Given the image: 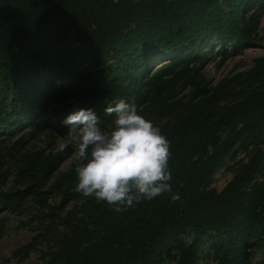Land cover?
<instances>
[{"label":"trees","instance_id":"trees-1","mask_svg":"<svg viewBox=\"0 0 264 264\" xmlns=\"http://www.w3.org/2000/svg\"><path fill=\"white\" fill-rule=\"evenodd\" d=\"M250 1L0 0V128L14 120L25 125L15 139H0V208L16 212L30 200L44 217L60 213L75 197L68 189L76 163L58 170L75 148L54 150L56 135L42 125L47 112L91 108L103 128L113 119L104 108L119 100L135 103L169 140V183L180 196L121 213L87 198L60 219L44 264H161L174 250L173 264H195L208 232L219 238L214 264H263L251 262L246 249L264 247V187L253 182L264 152L255 149L220 191L207 181L241 135L264 132V56L248 72L250 88L223 103L230 81L210 85L200 48L206 38L253 46ZM47 194L60 203L49 205ZM186 231L189 243L179 239Z\"/></svg>","mask_w":264,"mask_h":264},{"label":"rangeland","instance_id":"rangeland-1","mask_svg":"<svg viewBox=\"0 0 264 264\" xmlns=\"http://www.w3.org/2000/svg\"><path fill=\"white\" fill-rule=\"evenodd\" d=\"M250 4L256 8V25L252 38L255 42L253 46H241L230 44L221 46L212 38H206L201 43V50L205 52L203 60L202 74L210 85H215L220 81H230L225 89L224 102L233 100L240 94L244 93L250 87H244L249 82L251 76L248 73L255 64V60L264 56V0H251ZM253 30V28L251 29ZM260 44V45H259ZM174 53L160 57L158 63L165 62L174 57ZM115 67V63H111ZM264 77L258 79L263 81ZM187 90L176 91L177 96L183 95ZM60 115L53 117L52 111H48L45 117V126L48 133L56 135L54 150L60 148L65 141L67 126L63 121L68 116ZM101 120V119H100ZM237 126L238 124L235 123ZM234 128H238V127ZM233 127V126H232ZM25 129V125L20 124L18 120L10 121L0 128V139L7 141L15 139L18 134ZM39 138L38 140H40ZM35 141V145L40 147L45 143ZM255 149L264 152V132L258 134H243L235 145L229 150L221 165L213 172L207 181V187L216 191L220 189L231 179L237 167L245 162ZM77 163L74 153L68 157L60 166L58 173L65 171L71 164ZM57 176V175H56ZM11 176L9 177L5 188L10 189L12 185ZM253 182L264 187V158L261 166L254 177ZM75 186V185H74ZM74 186L69 187L68 191L73 192V196L65 205L60 213H56L52 218L44 217L46 210H41L33 201L25 200L21 209L16 212H8L0 208V218L5 217V225L0 236V264H44L48 259V252L52 248V237L57 230L61 229L60 219L66 211L79 210L82 202L87 198L82 197L74 191ZM61 198L56 194H47V203L56 206L60 203ZM48 231H45L44 228ZM35 238L34 247L27 253L13 255V252L24 244ZM183 243H189L192 239V233L186 231L179 236ZM219 240L213 233L208 232L202 239L199 247L198 258L195 264H214L213 245ZM251 262L263 260L264 264V247H250L246 249ZM176 251H172L168 259H164L161 264H173L176 258Z\"/></svg>","mask_w":264,"mask_h":264},{"label":"clouds","instance_id":"clouds-1","mask_svg":"<svg viewBox=\"0 0 264 264\" xmlns=\"http://www.w3.org/2000/svg\"><path fill=\"white\" fill-rule=\"evenodd\" d=\"M104 113L113 119L103 128L91 108H80L63 121L67 132L60 149L75 148L74 191L118 213L165 194L172 202L179 200L169 183L170 142L161 129L135 103H109Z\"/></svg>","mask_w":264,"mask_h":264}]
</instances>
